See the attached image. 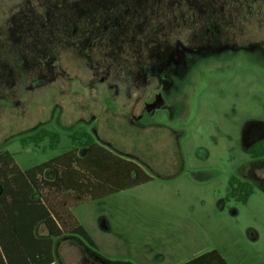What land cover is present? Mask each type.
Segmentation results:
<instances>
[{
	"label": "rangeland",
	"instance_id": "1",
	"mask_svg": "<svg viewBox=\"0 0 264 264\" xmlns=\"http://www.w3.org/2000/svg\"><path fill=\"white\" fill-rule=\"evenodd\" d=\"M148 1L124 13L117 0H0V150L27 169L86 131L153 178L71 208L103 255L183 264L216 249L228 264H264V156L247 154L264 138V0H229L224 14L234 21L235 45L200 58L172 49L185 32L174 17L193 9L184 0ZM114 15L121 29L101 35ZM155 21L163 28L151 34L146 23ZM162 70L170 82L157 76ZM159 84L164 106L146 110ZM44 129L57 142L29 139ZM232 177L251 182L245 201L228 195ZM101 210L118 229L119 220L129 223L140 235L135 247L101 230Z\"/></svg>",
	"mask_w": 264,
	"mask_h": 264
},
{
	"label": "trees",
	"instance_id": "2",
	"mask_svg": "<svg viewBox=\"0 0 264 264\" xmlns=\"http://www.w3.org/2000/svg\"><path fill=\"white\" fill-rule=\"evenodd\" d=\"M46 136L57 142V134L45 129L29 139L37 142ZM71 137L70 149L24 170L12 153L0 150V264H51L54 239L62 235H76L95 247L71 208L153 180L138 163L97 142L90 132L77 131ZM80 148L86 149L84 155L79 154ZM247 154L250 158L263 157L264 138L249 145ZM46 173H52V178L45 177ZM252 190L247 180H229V196L245 201ZM43 222L49 235L38 237L35 228ZM183 264L228 262L213 249Z\"/></svg>",
	"mask_w": 264,
	"mask_h": 264
},
{
	"label": "flooded vegetation",
	"instance_id": "3",
	"mask_svg": "<svg viewBox=\"0 0 264 264\" xmlns=\"http://www.w3.org/2000/svg\"><path fill=\"white\" fill-rule=\"evenodd\" d=\"M229 2V0H184V3L190 6L193 10L191 15L182 16V19H179L176 16L174 17L175 21H179V24H182L185 32L183 34V40L172 44V49L175 47L176 50H181L183 52H194L199 58L202 57L204 52L209 48L215 49L216 51L231 50L235 45L233 43L235 40V35L233 34L234 21L231 17L224 14V10ZM117 3H119L121 10L126 13L131 7L140 9L144 6V4L149 3V1L117 0ZM176 4H179V2L175 0L167 1V5L171 7ZM146 24L149 25L148 29L151 34H154L163 28V24L158 21L153 23L147 22ZM121 27L122 19L119 18L118 15H114L107 20L105 24H103L101 29L102 32L100 34L102 35L109 29H121ZM177 33L181 32L177 31ZM169 34H171V32H164L162 35L168 36ZM160 45L161 44L157 43L153 46L155 50H158L157 48H161ZM199 58L194 61L197 62ZM181 62V67L185 68V63L187 61L182 59ZM157 76L167 82L171 81L170 74H168L167 70H162ZM155 87L152 88L147 96L144 104L146 109L159 102H162L160 107L164 106V101L160 97L163 88L162 84H159L157 86L158 88ZM160 99L161 101H159Z\"/></svg>",
	"mask_w": 264,
	"mask_h": 264
},
{
	"label": "crops",
	"instance_id": "4",
	"mask_svg": "<svg viewBox=\"0 0 264 264\" xmlns=\"http://www.w3.org/2000/svg\"><path fill=\"white\" fill-rule=\"evenodd\" d=\"M99 142L105 147L112 150L113 152L121 156H125L124 153L114 149L113 147L108 145L106 142L104 141H99ZM125 158H130V157L125 156ZM47 176H51L50 178H52L53 175L45 174V177ZM111 196H114V194L108 197L96 200L95 202L110 198ZM33 197H36V195H33ZM108 213L105 210H101L97 214L98 215L97 223L99 227L101 228V230H103L106 233H110V234L122 235L123 239H124V236H127L132 241L133 247H135L136 243L139 242L140 240L139 238L140 235L138 234L139 236H136L134 233H132V231L129 229V223L127 221L119 220L120 225H121L120 229H118L115 225L113 226L111 222L112 220L109 218L110 216ZM73 214L79 220V222L84 226L90 238L93 240L95 247L88 246L84 241H82L76 235H62L60 237H57L54 240V245H53L54 261L51 264H56V263H60V264H137L136 258L133 255H131V257H124L123 259H115V258L109 257L107 255H103L102 253H100L99 246H98L95 235H92L86 223H84V221L78 216L75 210H73ZM35 234L38 237L48 236L49 230H48L47 225L44 222L39 223L35 228ZM137 252L138 250L135 249L134 254H137ZM197 255H195V257ZM155 257L158 259L159 258L162 259V256L158 254Z\"/></svg>",
	"mask_w": 264,
	"mask_h": 264
},
{
	"label": "water",
	"instance_id": "5",
	"mask_svg": "<svg viewBox=\"0 0 264 264\" xmlns=\"http://www.w3.org/2000/svg\"><path fill=\"white\" fill-rule=\"evenodd\" d=\"M159 101H161V99H160ZM161 104H162V102H159V103L153 104V105L150 106L151 108L149 107V108H147L146 110L151 111V110H153L154 108H158V107H160Z\"/></svg>",
	"mask_w": 264,
	"mask_h": 264
}]
</instances>
